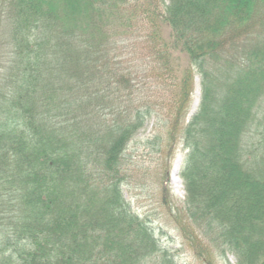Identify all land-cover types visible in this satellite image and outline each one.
<instances>
[{
	"label": "trees",
	"instance_id": "obj_1",
	"mask_svg": "<svg viewBox=\"0 0 264 264\" xmlns=\"http://www.w3.org/2000/svg\"><path fill=\"white\" fill-rule=\"evenodd\" d=\"M139 19L188 150L168 213L201 264H264V0H0V264H177L123 189L163 106L122 60Z\"/></svg>",
	"mask_w": 264,
	"mask_h": 264
},
{
	"label": "rangeland",
	"instance_id": "obj_2",
	"mask_svg": "<svg viewBox=\"0 0 264 264\" xmlns=\"http://www.w3.org/2000/svg\"><path fill=\"white\" fill-rule=\"evenodd\" d=\"M5 29V24L2 22L0 24V68L5 52L3 44L6 37ZM148 32H150V27L146 20L139 19L133 22V26L128 30L122 42V60L133 66L138 65L136 78L139 97L150 99L154 95L157 100L163 102V106L162 109H160L161 106L158 108L160 110L157 118L149 120L128 146L126 154L130 159V175L128 184L123 186L124 195L131 202L134 211L150 218L161 244L177 253V264H201L194 252L185 244L177 223L168 213L163 197L165 186H167L177 200L181 202L185 199L186 191L180 178V172L188 150L184 149L181 137L177 136L172 160L170 163L167 162V157L171 154V149L168 154L166 153L168 132L169 128L171 129L169 113L171 110L169 105L171 81L158 80L154 64H150L153 57L150 55V47L146 39ZM144 63L148 65L146 69ZM200 98L201 82L197 76L188 119L198 111ZM150 139H157L160 151L147 144ZM177 159L181 164L177 178H174L173 169ZM166 177L168 178L165 182ZM215 262L216 264H237V259L234 255L227 254L225 260L217 256Z\"/></svg>",
	"mask_w": 264,
	"mask_h": 264
},
{
	"label": "bare ground",
	"instance_id": "obj_3",
	"mask_svg": "<svg viewBox=\"0 0 264 264\" xmlns=\"http://www.w3.org/2000/svg\"><path fill=\"white\" fill-rule=\"evenodd\" d=\"M180 164H181L180 160L177 159V161H176V163H175V165H174V169H173V177H174V178H175V177L177 178V174H178V172H179ZM178 180H179V179H178Z\"/></svg>",
	"mask_w": 264,
	"mask_h": 264
}]
</instances>
